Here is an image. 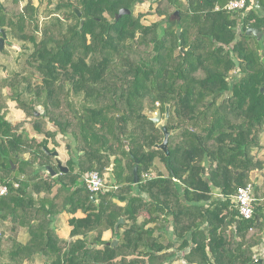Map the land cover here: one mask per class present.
<instances>
[{
  "label": "trees",
  "instance_id": "trees-1",
  "mask_svg": "<svg viewBox=\"0 0 264 264\" xmlns=\"http://www.w3.org/2000/svg\"><path fill=\"white\" fill-rule=\"evenodd\" d=\"M147 1L155 2L159 21L145 24L134 13ZM226 2H0L6 35L0 53L7 54L11 37L27 67L0 78V184L7 186L0 223L27 234L25 242L5 248L0 232V264H24L36 254L42 264H171L176 250L186 264H264V249L253 258L264 216L254 211L243 219L231 201L250 172L264 166L257 154L264 147V1L248 0L239 11L223 8ZM123 8L130 13L116 19ZM8 100L42 139L6 118ZM155 110L170 132L167 155L155 148L163 139L148 114ZM57 134L64 138L67 171L42 149L54 151L48 142L56 144ZM156 159L167 174L143 180ZM45 164L55 177L35 172ZM110 165L115 188L89 192L81 175L96 170L103 176ZM212 188L224 199L212 198L205 208ZM77 210L84 216L75 217ZM64 212L70 236H77L70 241L52 224ZM119 217L127 220L119 224V243H102V232ZM168 225L174 238L164 241L160 232Z\"/></svg>",
  "mask_w": 264,
  "mask_h": 264
},
{
  "label": "rangeland",
  "instance_id": "rangeland-1",
  "mask_svg": "<svg viewBox=\"0 0 264 264\" xmlns=\"http://www.w3.org/2000/svg\"><path fill=\"white\" fill-rule=\"evenodd\" d=\"M34 2H35V4H37L38 0H34ZM39 7H40V10H42L44 6L40 4ZM155 7H156L155 2L147 1V2H144V3L137 5L134 13L135 14H141L142 23L150 24V23H153L155 21L160 20V17H158L154 13ZM7 48H8L7 54H5V56H3V55L0 56V78L11 77L14 73H23L27 69L26 65L24 64V56L21 55L22 49L20 48L19 44L14 39H12L11 37L8 38ZM18 48H20V49H18ZM230 75H231V77L237 76V70L233 69L231 71ZM37 80H39V77L35 76V81H37ZM9 92L10 91L8 88L3 89L4 94H9ZM7 103H8L7 104V110L5 112L6 118L14 124L22 121L23 122V128L26 130V132L29 134V136H34L37 138V140L42 139V135H38L33 131L32 120L30 118L25 117L24 113L15 106V102L8 100ZM38 110L41 111L42 110L41 107H38ZM157 111L148 112V114L151 117H154L156 115ZM164 123H165V121L162 118V120L159 121L158 126H161ZM49 127L53 128L51 125H49ZM56 140H57L56 144H53L50 140L48 142V147L54 148L58 152V156L55 157V159L53 158V160H51L52 164L57 166L56 160H58L63 166H65L67 158H65L66 155H65V150H64L65 149L64 138L61 134H57ZM259 151L257 154L264 157V147ZM158 162L160 163V161H158ZM160 164H162V163H160ZM156 170H158V168H154V170L152 172H156ZM258 187H259L258 185L254 184V191L258 190ZM10 227H11L10 224L4 225V223H0V232H3V234H5L7 236L5 238V241L3 242L4 247H8L11 244L12 240H14L18 236L20 237L22 235V234L16 235L18 230H17V232H15V230L11 229ZM257 252L261 253L262 250H258ZM174 253H176V256L173 257L171 264H186L180 258V256L182 255L180 251L176 250ZM38 260H39V262H41V261L43 262L42 257L39 258ZM35 263H38V262L35 261Z\"/></svg>",
  "mask_w": 264,
  "mask_h": 264
},
{
  "label": "crops",
  "instance_id": "crops-1",
  "mask_svg": "<svg viewBox=\"0 0 264 264\" xmlns=\"http://www.w3.org/2000/svg\"><path fill=\"white\" fill-rule=\"evenodd\" d=\"M3 1L4 0H0V2H3ZM250 4H256V0H250ZM257 7H258V5H257ZM5 47L8 50L7 46H5ZM18 49H20V48H18ZM1 55L5 56V53H0V56ZM155 111H157V110H155ZM65 155H66L65 158H68V154H67V151L66 150H65ZM258 157L263 161V165H264V157L260 156L259 154H258ZM154 163H155V167L158 168V170L160 171L161 174H163V175H166L167 174L166 169L163 166V164H160L161 162L159 163L157 161V159H156ZM111 169H112V165L109 166L108 172L104 173V175H103V178L105 179V181L107 182L108 185H114V181L112 179V174H111ZM153 170L154 169H151L148 172L152 173L153 176H155L156 173L158 172V170H156V172H152ZM250 181H252L254 184H256V185L259 186L258 187V190H255L254 191V195H255V198H256L254 211L257 212V214L259 213V214H261V215L264 216V186H263L264 185L263 184V181H264V166H263V168L261 170L255 169V170H253V171L250 172ZM210 195H211V199H209V200H207V201L204 202L205 208L211 203L212 198L224 199L223 196H222V194L220 193L219 188H212V191H211ZM142 198L146 199L145 194H142ZM231 199H232L231 200L232 203L235 205L232 196H231ZM95 200H96V197H95ZM117 203L119 205H123V202H117ZM144 215H146V214H144ZM74 216L75 217H83L84 214L81 212V210H77L75 212ZM69 217H70V215L68 213H65L64 212V213L60 214L55 219V221H53V223H52L54 225V228L56 230V233H57L58 237L60 239L66 240V241L73 240V239H75L77 237V236H73V237L70 236V231L72 229V225L69 224V221H68V218ZM119 218H122L123 219V222L124 221H127V220L124 219V217H119ZM142 218H143V215L140 216V220ZM117 221H116V223H117ZM5 224H6V222H4V225ZM115 224H114L113 229L112 228H108V229H106V230H104L102 232V235H101V241H102V243H104V244H111L112 245V242L114 240H116V243L115 244L119 243L118 233L121 232L123 230V228H120L119 229V226H118V229L116 230L115 229ZM17 230H18V232H17ZM17 230L15 231V232H17L16 235H19V234H22V235L20 237L18 236L14 240H16L18 242H25L26 239H27V234L25 233L24 229L23 228H20V229H17ZM160 235L162 237V240H164V241L167 240V239L174 238V235H173V232H172V229H171V225H168L167 228H166V230H164V232L161 231L160 232ZM93 236H94V233L92 232L89 235V238H91V240H92L93 239ZM6 237L7 236L4 234L3 235V242L5 241V238ZM101 245L102 244L97 245L96 247L97 248H101L102 247ZM263 249H264V230L261 233V242H260V244L257 245V246H255L253 248V250H254V253L256 254V251L263 250ZM261 253H258V255H260ZM175 256L176 255H174L173 257H175ZM39 258H41L40 254H36L33 257V259H31L30 261L24 262V264H42V261L39 262V260H38ZM35 261H37L38 263H35Z\"/></svg>",
  "mask_w": 264,
  "mask_h": 264
},
{
  "label": "built area",
  "instance_id": "built-area-1",
  "mask_svg": "<svg viewBox=\"0 0 264 264\" xmlns=\"http://www.w3.org/2000/svg\"><path fill=\"white\" fill-rule=\"evenodd\" d=\"M247 4L248 0H227L223 8L228 11H239L245 9ZM216 9H218V7H216ZM156 105H158V103H156ZM151 177H153V174L150 172L142 173L143 180L150 179ZM80 181L85 188L93 194L115 188L113 185H108L103 176H101L96 170H90L83 173L80 177ZM6 193L7 186L0 184V196L5 195ZM232 197L238 215L243 219H250L253 216L256 201L254 195V183L249 181L247 184L239 186ZM258 256V252L256 251V254H253L254 260H257Z\"/></svg>",
  "mask_w": 264,
  "mask_h": 264
},
{
  "label": "water",
  "instance_id": "water-1",
  "mask_svg": "<svg viewBox=\"0 0 264 264\" xmlns=\"http://www.w3.org/2000/svg\"><path fill=\"white\" fill-rule=\"evenodd\" d=\"M78 16H80V13L77 11L76 12ZM130 10L128 9H120L116 15L115 18L118 19L121 15L123 14H129ZM177 19L179 18V12L175 11L174 15ZM172 16V17H173ZM248 34L253 33L255 35H258V37H260L261 35L259 34V31L255 28H249L246 31ZM176 34L179 37L180 36V29H176ZM5 32L3 28H0V50H2L3 45H4V39H5ZM169 116V105L165 106V118H167ZM161 112L157 111L156 115L154 117H151V120L153 121V123L155 125L159 124V121H161ZM162 133H163V139L161 141V143H158L155 145V148L157 149H161L166 155L168 154V137L170 135V132L167 130L166 124L164 123L163 125L160 126ZM125 145H126V149H128L127 146V141H125ZM42 149L45 151V153H47L50 156H54L57 157L58 156V152L56 150L54 151H50L45 145L42 146ZM138 163H139V159H135V165L133 167V183H137L139 181V175H138ZM14 167V166H13ZM57 167L60 170L63 171H67V168L65 166H63L60 162H57ZM36 170L35 172H39L42 171L45 173V175L50 176V177H55L57 175V171L49 164H45V165H36ZM92 200H95V196L91 197ZM123 222L122 218H119L117 223L115 224V229H118V226L120 223ZM116 243V240H114L112 242V245H114Z\"/></svg>",
  "mask_w": 264,
  "mask_h": 264
}]
</instances>
